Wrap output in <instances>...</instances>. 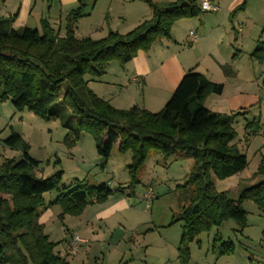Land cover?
Masks as SVG:
<instances>
[{
  "label": "trees",
  "instance_id": "trees-1",
  "mask_svg": "<svg viewBox=\"0 0 264 264\" xmlns=\"http://www.w3.org/2000/svg\"><path fill=\"white\" fill-rule=\"evenodd\" d=\"M78 1V8L67 17L64 36L45 19L41 29H14L13 18H0V102L11 100L16 110H28L46 121L71 112L78 118L76 140L78 133L91 135L98 155L106 162L116 145L121 154L131 153L127 166L131 187L141 183L146 162L154 153L166 161L177 156L191 158L194 171L180 186L189 191L188 204L172 221L183 224L178 260L189 264L190 244L203 233L230 220L241 231L246 227L245 201H254L264 210V182L245 189L238 199L218 192L213 182V177L225 180L248 168L247 156L235 142L234 123L241 112L223 115L208 110L206 101L222 95L224 84L195 70L183 77L157 113L137 106L114 108L88 87L86 76L100 78L110 63L124 66L139 51L149 52L156 43L170 40L178 20L193 19L203 12L201 0H177L163 6L146 0L153 11L150 20L127 34L110 32L100 40L76 37L77 22L89 15L87 0ZM251 57L264 61V40L257 43ZM3 144L21 150L23 159L0 165V264H70L56 253L57 244L45 234L39 214L46 205L44 196L58 190L63 172L37 178L39 162L30 156L22 136L12 133ZM256 174L264 178V160ZM114 194L110 183L91 186L79 182L64 188L49 206H60L61 218L79 217L90 205L103 204ZM213 251L232 255L235 245L218 235Z\"/></svg>",
  "mask_w": 264,
  "mask_h": 264
},
{
  "label": "rangeland",
  "instance_id": "rangeland-1",
  "mask_svg": "<svg viewBox=\"0 0 264 264\" xmlns=\"http://www.w3.org/2000/svg\"><path fill=\"white\" fill-rule=\"evenodd\" d=\"M21 1L0 0V18L7 19V12L13 10L16 14ZM119 1L134 2V5L123 7L110 0H101L93 12V0H87L86 13L89 15L77 22L76 37L100 40L110 32L127 34L153 17L152 8L146 0ZM151 1L163 6L177 0ZM216 2L219 3L218 12H202L193 22L191 19L178 20L172 33L179 39L181 47L190 49L192 55L200 60L202 65L199 71L211 74L207 68L211 63L215 65L212 68L217 72L215 78L224 84V95H212L217 99L211 107L215 110L212 112L223 115L241 112L234 123L237 131L235 142L241 153L247 155L248 168L225 180L213 177L218 192H226L238 199L245 189L264 182V178L256 174L261 164L259 161L264 156V152L259 153L264 147V136L258 137L252 149H249L246 141L249 124L257 126V129L264 126V61L251 57L257 43L264 40V0ZM232 3L234 7L229 10ZM244 3V8H241ZM47 11L48 3L43 6L38 2L28 27L41 26V14L45 16ZM15 14L12 16L13 23L18 17ZM67 17L62 22V36L65 34ZM190 30L199 32L201 37L195 44L189 42ZM197 43H201V46L194 49ZM128 64L121 66L118 62H112L106 74L100 78L86 76L88 87L119 110H128L136 105H131L132 101L142 100L141 91L127 90L131 85L128 80L130 75L125 77L127 72H123V69L127 71ZM121 72L124 81L117 78ZM234 86L238 87L237 91ZM136 89L134 86V91ZM233 94L239 97V106L229 102ZM77 124L78 118L71 112L61 119L46 121L28 110H16L11 100L0 102V165L7 160L19 162L23 159L21 150L3 144L12 133H18L29 145L30 156L39 162L35 170L37 178L45 179L58 171L63 172L58 190L44 196L46 205L39 210V214H43L45 234L57 244L56 253L70 264H180L178 256L183 224H172V221L188 204L189 191L180 186L194 171L193 160L177 156L166 161L154 153L146 162L141 183L131 187L127 171L132 161L131 153L121 154L115 146L111 158L106 162L98 155L91 135L78 133L79 140H76ZM263 129L259 128L258 132ZM109 181L114 183V196H121L127 202V207L107 219L92 220V206L79 217L67 215L64 218H61L60 206H49L64 188L75 187L79 182L96 186ZM150 189L154 196L147 208L144 195ZM243 208L247 212L246 227L241 231L238 224L230 220L220 228L203 233L190 244L189 264H264V210L251 200L245 201ZM218 235L223 241L235 245L232 255L220 256L213 251V241ZM75 236L85 243L81 244L77 253L72 254L69 245Z\"/></svg>",
  "mask_w": 264,
  "mask_h": 264
},
{
  "label": "crops",
  "instance_id": "crops-1",
  "mask_svg": "<svg viewBox=\"0 0 264 264\" xmlns=\"http://www.w3.org/2000/svg\"><path fill=\"white\" fill-rule=\"evenodd\" d=\"M100 1L101 0H93L92 3L93 12L97 9V6ZM38 2H41L43 6L45 5V3H48L47 15L44 16L43 14H41L42 17L41 20L43 19L48 20V22L52 25V27L55 30L60 31L61 35H63L62 32L63 19L67 15H69L71 11L78 8L79 6L78 0H22L16 14H15V10L7 12L9 13L7 19L13 18L12 16L14 14L15 17H17L16 15H18V17L15 19V23H13V28L17 29L16 26L28 27V25L30 24V20L32 19L34 9L37 7ZM110 2L113 4L117 3V5L123 7H127L128 5L130 6L134 5V2L131 3H128L126 1L120 2L119 0H110ZM212 3L219 7V3H217L216 0H212ZM233 7H234V3L231 4L229 10H232ZM193 20H197V18L191 19L192 22ZM191 21L187 20V22H191ZM189 25L191 26V23ZM37 29H41V26H39ZM191 31L193 30L189 31L188 39L189 42L195 44L201 37H199V32L193 31L197 39L195 41H192L190 37ZM155 46L156 47H154L153 51L152 50L149 52L139 51L137 56L128 64L129 69L127 71L123 69V72H127L124 75L125 77L127 74L130 75L128 80L131 85H129L127 90H130V92L132 90V92H137V93L139 90L142 93L141 102L134 100L136 102L132 101L131 105H133V103H136V105L134 106H137L139 108H144L153 113H157V111H161L166 105V103L172 97L174 91L178 87L183 77L191 70H195V72L204 74L205 76L207 75L208 79H210L214 83H221L215 78V74L217 72L212 68L215 65L211 63L210 64L211 67L208 66L207 68V71L211 70V74H209V72L199 71L198 68L202 65V63H200V60H198L192 55L190 49H188L187 47H181L179 39L174 33H172V37L170 40H166V41L163 40L158 44H156ZM200 46L201 43H197L194 49H199ZM117 78L120 79V81H124L125 79L122 76V72L118 75ZM134 86L137 87L135 91H134ZM237 88L238 87L236 86L235 87L236 91ZM223 95L224 93H222V95L220 96ZM130 99L132 100V98ZM131 100L128 101L130 102ZM216 102L217 99H215L214 96H210L206 101L205 106L207 107L208 110L215 111L211 107L215 105ZM229 102L232 103L233 105H238V106L241 104L239 103L241 102L239 100V97L235 94H233ZM262 127L264 128V126L261 125L257 129V126L253 125L251 126V128H249V130H247L246 141L249 144V149H252V147L256 145L258 137L261 136V133L258 132V130L259 128ZM259 151H260L259 153L264 152V147H262ZM262 160H264V156L262 157ZM261 161L259 162L261 163ZM108 183H110L112 188L114 187V183L112 181H109ZM90 206H92L90 208V210L92 211V220H104L110 217L111 215H113L115 212L123 208H126L127 202L121 196L113 195L103 204H92ZM40 223H42L45 226V223H43V214L42 215L40 214ZM92 227H93V222H92Z\"/></svg>",
  "mask_w": 264,
  "mask_h": 264
},
{
  "label": "built area",
  "instance_id": "built-area-1",
  "mask_svg": "<svg viewBox=\"0 0 264 264\" xmlns=\"http://www.w3.org/2000/svg\"><path fill=\"white\" fill-rule=\"evenodd\" d=\"M200 6H201L202 11L206 12V13L207 12H210V13L217 12L219 10V7L215 4H213L212 0H201ZM190 37H191L192 41H195L197 39V37L193 31L190 32ZM260 133H261V135L264 136V129L261 130ZM153 196H154V193L151 189L144 195L145 200L148 202L147 208L150 207L149 201H151L153 199ZM83 243H85V241L83 239H81L78 236H75L72 239V241L70 242L69 252L72 254L77 253L79 246Z\"/></svg>",
  "mask_w": 264,
  "mask_h": 264
}]
</instances>
